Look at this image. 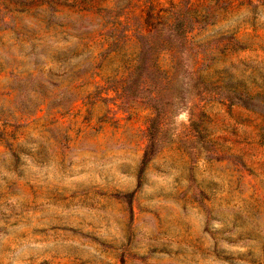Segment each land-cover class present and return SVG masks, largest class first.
<instances>
[{"label": "rangeland", "instance_id": "374dc122", "mask_svg": "<svg viewBox=\"0 0 264 264\" xmlns=\"http://www.w3.org/2000/svg\"><path fill=\"white\" fill-rule=\"evenodd\" d=\"M0 264H264V0H0Z\"/></svg>", "mask_w": 264, "mask_h": 264}, {"label": "trees", "instance_id": "16d2710c", "mask_svg": "<svg viewBox=\"0 0 264 264\" xmlns=\"http://www.w3.org/2000/svg\"><path fill=\"white\" fill-rule=\"evenodd\" d=\"M227 90L232 93L231 96H228V100L230 103H236V101H238L236 99L242 100V95L247 96V94L245 93L243 94L241 92H237L233 87H227ZM152 107L153 112L148 119V124L146 127V137L148 143L153 141V139L155 138V132L162 114L161 110L155 104H152Z\"/></svg>", "mask_w": 264, "mask_h": 264}]
</instances>
